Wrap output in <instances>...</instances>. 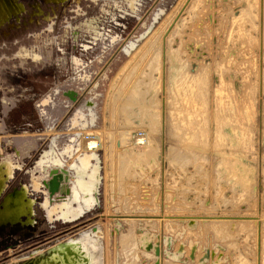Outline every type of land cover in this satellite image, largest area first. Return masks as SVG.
Here are the masks:
<instances>
[{
    "label": "rangeland",
    "instance_id": "obj_1",
    "mask_svg": "<svg viewBox=\"0 0 264 264\" xmlns=\"http://www.w3.org/2000/svg\"><path fill=\"white\" fill-rule=\"evenodd\" d=\"M128 1L0 14V160L15 163L13 184L27 170L26 186L48 179L36 161L52 138L58 150L77 137L97 142L101 182L80 219L48 221L43 196L29 191L30 257L42 260L56 242L92 230L101 264H197L212 241L224 246L225 264H264V0ZM94 19L98 36L84 24ZM90 103L92 125L72 123ZM69 178L67 170L56 181L69 187ZM144 199L148 210L138 206ZM191 221L216 226L197 236ZM130 230L135 239L149 231L156 251L138 237L128 259L121 238ZM17 251L12 264L26 253Z\"/></svg>",
    "mask_w": 264,
    "mask_h": 264
},
{
    "label": "flooded vegetation",
    "instance_id": "obj_2",
    "mask_svg": "<svg viewBox=\"0 0 264 264\" xmlns=\"http://www.w3.org/2000/svg\"><path fill=\"white\" fill-rule=\"evenodd\" d=\"M63 1L65 0H0V14L1 17H4L5 14L3 12L10 10L12 11L15 8H19V6L21 8L28 6L34 10L36 7L37 9H40L41 4L43 5L50 3L60 5ZM127 4L131 7L134 6L133 0L128 1ZM88 20L84 21L86 29H91L92 34L98 36L100 33L98 23L95 21V19L93 22H87ZM92 38L94 40L95 37ZM32 57L36 58L37 55L33 54ZM10 78V83L13 84L14 79L11 77V75ZM85 108L87 110L86 117L84 116L83 112H80L79 110V113L76 115H78L81 119L75 117L72 120V123L78 124L81 128H87L94 122V112L91 103L85 104ZM15 128L16 127H13V130ZM85 133L89 134V129H87ZM77 136H80V132H77ZM78 140L79 138L77 137L75 144H68L61 150H58L56 140L55 138H52L49 146L43 150L40 159L38 158L39 160L36 161L38 167L40 168V173L46 176L48 175V179L52 177V174L60 172L59 168L56 166H66V168L70 170L72 177V196L71 200L67 201V203L65 202L64 205L62 200L53 203H51V200L61 199L63 197H58L59 194L64 196L62 194H67L69 192V187L67 185L68 182L66 185L59 183L60 181L57 182V189L49 195L46 186L43 184L45 178H41L40 180L35 179L29 182V185L32 188L28 185H25L28 184L29 179L27 170L26 181L23 183L17 181L13 184V170L15 169V163L11 162L8 157L1 158L0 264H12V259L9 256L16 254L18 252L17 250L20 251V248H22V252L26 253L22 254L23 256L18 258L20 262L17 264H32V261H37L32 259L29 254V227L36 223L35 217H33L35 219L34 221L31 217L34 213L32 212L31 207L32 200L28 198V194H30L29 191H38L40 194V199L43 196L41 206L45 211V217L48 221L54 220L60 221V223H64L63 220L73 221L83 214L85 210L92 208L94 200L90 188V184L92 182L91 172L96 164L95 158L97 157V154L95 150L87 151L85 149H80ZM66 161L67 163L64 164ZM52 168H55L56 170L52 171ZM48 183L50 182L48 181ZM38 208H40L42 211L40 206H38ZM15 244L17 248H14L16 247Z\"/></svg>",
    "mask_w": 264,
    "mask_h": 264
},
{
    "label": "bare ground",
    "instance_id": "obj_3",
    "mask_svg": "<svg viewBox=\"0 0 264 264\" xmlns=\"http://www.w3.org/2000/svg\"><path fill=\"white\" fill-rule=\"evenodd\" d=\"M142 35V34H141ZM136 43V41H135ZM129 46H132V43L129 45ZM137 50V49H136ZM88 139V138H87ZM81 144H82V148L87 150V151H94L96 146H97V142H96V139L94 140L93 138L91 140L88 139V141L85 139V141L83 140V138L81 139ZM81 148V146H80ZM98 157L95 158V161H96V164L95 166L93 167L92 169V172H91V177H92V182L90 184V188H91V192L93 194V200L95 201L96 199V192L98 190V186H99V183L101 182V178H100V171H99V164L97 163L98 161ZM56 167H63V166H56ZM68 172H69V192H68V195L66 198H64L62 201L64 202L63 205L65 204V202L67 203V201H70L71 200V196H72V188H71V173H70V170L67 168ZM50 184V183H49ZM50 186V185H49ZM63 222L65 223V220H63ZM150 222V221H149ZM126 223L128 226H132V223L131 221L128 219H126ZM147 223V222H146ZM152 224V222H151ZM151 224L150 227H151ZM148 225V224H147ZM196 225V222L195 221H191L190 223L186 224V227L188 229H194L195 227H197ZM232 228L235 227V223H232ZM150 229V228H149ZM181 231L179 233L176 234V237L180 236L183 231L185 230V226H183L181 229ZM145 232L143 233H140L138 237H142L141 238V241L144 242L143 238L145 239L146 237H148V244L147 246L148 247H153V245L151 244V237L153 236L151 233H149V231L147 232V230H144ZM99 231H92V234H89V232H86V231H82L80 233V236H77V237H74V238H69L68 240H66L65 242H61V243H58V244H54L52 247H50V255L47 256L46 258L40 260V261H32L31 263L32 264H60L61 263V259L66 262L67 264L68 263V256L70 255V246L71 245H74V244H77L79 246V248L81 249V252L82 253H85V250L83 251V245L84 244H89L91 243L92 246H98L100 244V237H99V234H98ZM131 230L129 232V234H126V235H123L122 238H121V242H122V246H124L126 243H124V239H127L131 242L132 238L131 235ZM142 234V235H141ZM94 237V240L91 239V237ZM121 237V236H120ZM119 237V238H120ZM137 237V238H138ZM140 239V238H139ZM138 239V240H139ZM138 240L136 239V245L138 246ZM189 240V239H187ZM128 241V242H129ZM135 241V240H134ZM129 242V243H130ZM146 242V241H145ZM128 244V243H127ZM194 242L193 240H190L188 242V248H190L191 245H193ZM121 246V245H120ZM130 246V245H129ZM124 248V247H122ZM130 248V247H129ZM139 248V246H138ZM221 249V247L219 245H215L214 248L211 247V246H208V253H209V256L207 259H204L203 261L206 262L208 261L209 264H221L223 261H222V255L217 253L219 250ZM70 250V251H69ZM36 251H39V249L35 250L34 252ZM124 251V250H123ZM133 252V251H132ZM131 252V254H132ZM72 255V254H71ZM73 255L74 256H78V254H75L74 251H73ZM173 259L177 258V254L174 252L172 255ZM216 256V258H215ZM129 257V256H127ZM222 257V258H220ZM60 259V261L58 262H55V259ZM81 258H83L84 262H86L87 264L90 262V260L92 259L88 254L87 256L85 255H81ZM215 258V259H214ZM203 261L199 264H203ZM175 262V261H174ZM197 264H198V260H197Z\"/></svg>",
    "mask_w": 264,
    "mask_h": 264
},
{
    "label": "crops",
    "instance_id": "obj_4",
    "mask_svg": "<svg viewBox=\"0 0 264 264\" xmlns=\"http://www.w3.org/2000/svg\"><path fill=\"white\" fill-rule=\"evenodd\" d=\"M81 139L79 140V145L81 146V148L80 149H83L82 148V144H81ZM110 163V162H109ZM114 164L113 165H111V163H110V165H109V169H110V172H114ZM117 183V185H119L120 184V182H119V180L116 182ZM117 190H119V188L117 189ZM119 192V191H118ZM126 193V192H125ZM129 196H127V197H125V199H124V204H126V209H128V208H130L129 206H133V203L132 202H130V199L128 198ZM113 199H114V197H113ZM114 201V200H113ZM139 204L140 205H138L139 207H141V208H143V209H145V210H148V209H150V207H151V203L150 202H147V200H140L139 201ZM170 206H172V204H169ZM88 210H90V209H88ZM88 210H85L84 211V213L83 214H81L79 217H77V219H75V220H73V221H65V223H72V222H74V221H76V220H78V219H80L83 215H85V213L88 211ZM232 223H235V227L237 226V224H236V222H229L228 223V227H231L232 226ZM201 226V227H200ZM216 226V223H214V224H212V226L210 227L209 226V223L208 222H199V224H198V226H197V228L199 229L198 231H197V236H199V234H201V235H203L205 232H208L209 231V228H211V231H212V233H213V231H214V229H213V227H215ZM151 227L153 228V225H151ZM228 227H227V231H229V229H228ZM235 227L234 228H232L231 227V229L230 230H233V229H235ZM189 230V229H188ZM191 230V229H190ZM169 231H173V228L171 227V226H169ZM87 232V231H86ZM180 231H178L177 233H179ZM176 233V234H177ZM89 234H91L92 236H93V234H92V230L91 231H89ZM131 234H133V232H131ZM92 236H90L91 237V239H93L94 240V237H92ZM138 237V236H137ZM70 238H74V237H70ZM69 239V238H68ZM68 239H66V240H68ZM137 239V238H136ZM136 239H135V236H134V242H127L124 246H122V247H124V248H122L123 250H124V252H125V250H126V248H127V251L125 252V256L127 257V256H129L128 257V259H134L135 258V249L136 248H138V246L136 245ZM189 239V238H188ZM66 240H62V241H58V242H56L55 244H58V243H61V242H65ZM132 241V240H131ZM214 242H216V241H212L209 245L211 246V247H213L214 248V246L215 245H219L220 247H221V249L217 252V253H219V254H224L225 253V248L224 249H222V247H224L223 245H221V244H219V243H214ZM121 245H123L122 244V242H121ZM129 245H130V248H129ZM53 246V245H52ZM51 246V247H52ZM99 248H100V244L98 245V246H92L91 245V243H87V244H84L83 245V251L85 250V253H82L81 252V249L79 248V246L77 245V244H74V245H71L70 246V249H71V251H70V255L68 256V263L69 264H87L86 262H84V260H83V258H81V255H85V256H87V254L92 258L91 260H90V262L88 263V264H101L100 263V256H99V254H98V252L100 251L99 250ZM188 248V247H187ZM189 249V248H188ZM73 251H74V253L75 254H78V256H74L73 255ZM133 251V252H132ZM131 252H132V254H131ZM199 252H200V250H199ZM72 254V255H71ZM146 255L148 256L149 255V253H146ZM201 256V255H200ZM215 258H216V256H215ZM214 258V259H215ZM224 258V257H223ZM199 259V256H198V258H197V260ZM196 260V261H197ZM58 261H60V259L58 258H56L55 259V262H58ZM60 264H67L66 262H64L62 259H61V263ZM209 264V263H208ZM221 264H225L224 262H222ZM228 264H230V262H228Z\"/></svg>",
    "mask_w": 264,
    "mask_h": 264
},
{
    "label": "water",
    "instance_id": "obj_5",
    "mask_svg": "<svg viewBox=\"0 0 264 264\" xmlns=\"http://www.w3.org/2000/svg\"><path fill=\"white\" fill-rule=\"evenodd\" d=\"M68 96L70 98H73V95H74V91L69 89V91L67 92ZM52 171H55L56 169L55 168H52L51 169ZM59 170L60 172L56 173V174H52V177L43 181V184L46 186L47 190H48V193L49 195L55 191L57 189V181H56V177H59L61 175H63L64 177L67 175V171L65 168H61L59 167ZM48 180L51 182V186H49V183H48ZM67 189V187H66ZM154 250L156 251V248L155 246H153ZM195 248V245H191L190 246V253H189V256H193V250ZM208 248H204V251H203V254L199 257L198 261L201 263L204 259L207 258V255H208Z\"/></svg>",
    "mask_w": 264,
    "mask_h": 264
}]
</instances>
